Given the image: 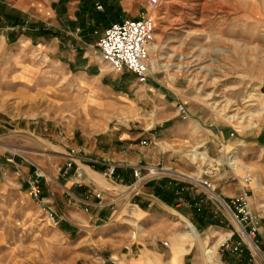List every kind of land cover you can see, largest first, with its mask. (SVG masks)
Instances as JSON below:
<instances>
[{"label":"rangeland","instance_id":"rangeland-1","mask_svg":"<svg viewBox=\"0 0 264 264\" xmlns=\"http://www.w3.org/2000/svg\"><path fill=\"white\" fill-rule=\"evenodd\" d=\"M66 1L0 0L24 20L62 31V39L52 33L33 40L21 33L14 43L5 35L10 29L0 33V264H108L94 224L78 221L73 234L53 226L26 182L39 176L61 223L75 222L71 214L84 209L68 206L69 197L60 192L74 182L69 172L73 166L87 170L88 158L105 163L99 154L123 133L151 138L154 180L193 186L229 225L201 235L188 222L200 237V243L188 238L204 255L201 264H222V235L243 238L221 193H238L241 178L250 174L251 209L259 223L253 264H264V0H158L154 10L149 0H105L121 11V21L147 12L154 19L150 58L157 69L145 84L101 61L95 44L106 28L86 44L69 22L59 21L54 5ZM100 5L96 11L102 13ZM178 105L188 110L187 121L178 116ZM231 106L243 112V121L220 111ZM70 156L75 163L68 168ZM101 173L89 172L91 190L104 195L101 208L110 212L123 187L114 191ZM200 178L215 187L218 199L199 187ZM84 250L91 260L84 259ZM121 253L112 264L136 257L131 242Z\"/></svg>","mask_w":264,"mask_h":264},{"label":"crops","instance_id":"crops-1","mask_svg":"<svg viewBox=\"0 0 264 264\" xmlns=\"http://www.w3.org/2000/svg\"><path fill=\"white\" fill-rule=\"evenodd\" d=\"M80 9L79 0H68L65 4L56 2L54 5L59 21L62 22V19H65L73 28L77 26ZM58 31L62 32L60 29ZM82 61V59H78L79 63ZM144 139L150 140L151 138H142L140 133H123L115 141V144L110 145L107 153L99 154L105 163L100 165L90 158L85 159L88 163L85 166L87 170L81 169L85 175L83 182L92 183L89 172L90 174L94 171L102 172L107 162H114L117 164L115 179L118 183L121 186L132 184L134 167L140 164L143 165L141 167H148L154 163L155 154H151L148 146L140 145V141ZM76 168L77 166H73L69 173H73ZM64 173L67 174L66 171ZM73 184L74 182H69V186L60 191L69 197L68 206L72 202L78 205L79 202H84L87 198L88 209L79 205L84 210L81 213L76 210L74 215L71 214L75 222L68 220L61 223L60 227L65 232L73 234L78 221L87 225L93 223L94 231L98 233L97 242L100 243L108 264H112V259L118 258V256L123 257L122 249L130 242L136 257L129 259L128 264H201L200 255L203 254H200L198 244L191 242L188 238L192 237L198 243L201 242L191 224L201 235H204L210 228L220 230L229 228L212 203L207 201L210 199L209 197L195 193L193 186L178 180L162 178L149 181L141 187L137 196L119 200L110 212L102 210L104 208L97 205L94 198L95 192L91 190V186H76L72 190ZM199 187L202 188L200 185ZM42 193L45 196L43 189ZM236 193V188H224L221 196L225 202H229ZM58 196L59 194L55 197ZM81 197L84 198L83 201ZM167 199L170 201H166ZM79 214L81 215L78 216ZM101 224H105V229H100L97 226ZM134 226H139V229L136 230L137 238L132 234ZM216 233L219 234V232ZM162 242H167L168 248L162 246ZM88 253L87 250H84L83 257L86 260H91ZM129 253H132L131 247ZM247 259L248 254L246 253L238 259L226 251L221 260L222 264H246ZM85 264L96 263L91 260Z\"/></svg>","mask_w":264,"mask_h":264},{"label":"built area","instance_id":"built-area-1","mask_svg":"<svg viewBox=\"0 0 264 264\" xmlns=\"http://www.w3.org/2000/svg\"><path fill=\"white\" fill-rule=\"evenodd\" d=\"M158 0H149L148 8L154 10L158 6ZM96 10L102 11V6L99 3L95 5ZM155 22L149 13L140 14L137 20H122L108 26L101 38L95 44L99 51L101 61L110 66L115 73L127 72L133 75L138 84H145L155 74L154 61L150 58V53L153 50L155 43ZM80 34V29L74 30V35ZM178 116L183 121L188 120V110L183 105L176 107ZM150 140L144 139L140 141L141 146H149ZM71 163L67 165L71 168L75 161L71 157ZM76 165V164H75ZM117 164L114 162H107L104 170L101 173V178L109 185L112 186L114 191L115 187H121L115 179ZM133 182L128 186H122L118 189L119 196L115 202L131 196H137L142 186L147 182L154 180V173L149 167L136 166L132 170ZM74 184L77 187L91 186V183L82 181L83 171L81 168L74 170ZM198 184L204 188L211 198H217L214 194L215 187L212 186L207 180L199 179ZM252 184V177L246 174L241 178L238 193L229 201L223 203L224 209L228 210L238 224L239 233L243 237L238 239V234H228L226 240L222 243L219 250L222 255L224 252H230L235 258L240 259L242 255L247 252L248 259L246 264H253L254 250L259 251L255 242L256 235L259 233L258 218L253 214L250 203V186ZM40 177L36 176L30 178L26 182L27 191L32 200L41 207L45 212L47 220L53 225L58 226L61 224L62 219L58 216L55 207L43 195L41 188ZM94 197L98 200V206H102L104 195L95 193ZM218 199V198H217ZM87 198L84 202L78 204L88 209ZM114 201L112 203H115ZM249 240H247V238ZM164 247L168 248V243L163 242Z\"/></svg>","mask_w":264,"mask_h":264},{"label":"trees","instance_id":"trees-1","mask_svg":"<svg viewBox=\"0 0 264 264\" xmlns=\"http://www.w3.org/2000/svg\"><path fill=\"white\" fill-rule=\"evenodd\" d=\"M79 1L81 9L78 17V25L74 28V30L76 28L80 29L79 36L86 44V40L90 38L92 34H95L97 29H105L111 24L121 21V11L114 5H110L109 3L107 4L105 0ZM96 2L104 5V12L100 13L96 11ZM60 3L61 2H59V4ZM6 29L11 30L5 34L10 43L16 42L18 35L21 33L33 40L38 38H49L52 33H54L55 37H60L62 39L59 32L51 31L42 23L32 24L24 20V16H22V14L11 12L8 7L0 2V33ZM166 201L169 202L170 200L167 199ZM245 253L247 254V252Z\"/></svg>","mask_w":264,"mask_h":264},{"label":"bare ground","instance_id":"bare-ground-1","mask_svg":"<svg viewBox=\"0 0 264 264\" xmlns=\"http://www.w3.org/2000/svg\"><path fill=\"white\" fill-rule=\"evenodd\" d=\"M157 66L154 64V68H156ZM157 69V68H156ZM216 105V104H215ZM225 106V105H224ZM220 111L221 112H223V113H230V112H232V113H234L232 116H230L229 118L230 119H235V120H239V121H243L244 119H245V117H244V115H242L243 114V112H241L239 109H237V108H233V106H231L230 108H222L221 107V109H220ZM228 237V235H226L225 236V238H224V240L222 241V243L226 240V238ZM247 238V240H249V238L248 237H246ZM222 243H220L221 245H222Z\"/></svg>","mask_w":264,"mask_h":264}]
</instances>
